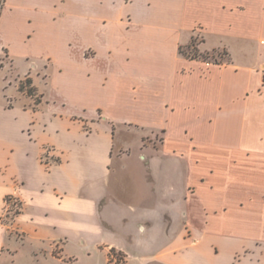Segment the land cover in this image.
I'll use <instances>...</instances> for the list:
<instances>
[{"label": "crops", "instance_id": "crops-1", "mask_svg": "<svg viewBox=\"0 0 264 264\" xmlns=\"http://www.w3.org/2000/svg\"><path fill=\"white\" fill-rule=\"evenodd\" d=\"M0 51V264H264V0H4Z\"/></svg>", "mask_w": 264, "mask_h": 264}, {"label": "rangeland", "instance_id": "rangeland-1", "mask_svg": "<svg viewBox=\"0 0 264 264\" xmlns=\"http://www.w3.org/2000/svg\"><path fill=\"white\" fill-rule=\"evenodd\" d=\"M4 0H0V8L3 4ZM197 42H199V37H196L195 39H193L192 43H190L189 45L185 46L183 49V51H185V53L187 54H191V55H195V54H200L198 52V50H196V44ZM211 56H215L218 60L220 58H224V52L223 51H217V52H213L210 54ZM7 60V57H6V53L4 51H0V100H5L6 96L5 94H11L13 93L14 91V96H11L9 99L10 100H13L14 98H21L22 94H27V95H30L32 100H30V102L32 104H37L38 101H40L41 97L39 95V91L38 90H35L33 91V94H29L28 93V88L31 87L29 84L28 86V79L31 78V77H25V68L27 66V64L25 63L24 60L22 59H19L18 60V63L13 66L12 68L11 67H8V68H3V66L5 65V62ZM2 69V70H1ZM27 70V69H26ZM11 76H14V77H11ZM12 78H16L15 79H12L11 80V83H13L14 85V89H13V86L12 87H9L8 89L4 90V87L8 84V81L9 79ZM32 79V78H31ZM38 82H40L41 84V81L39 80ZM25 86V88L22 86ZM34 87V86H33ZM24 90H22V89ZM28 100V101H29ZM9 103H13L12 101H9ZM149 135V134H148ZM135 136V135H133ZM132 136V137H133ZM151 136V135H150ZM155 137V138H154ZM160 138H161V134L157 133L156 135H153L149 138H146L148 141L147 142H151V141H155V145L156 146H159L160 145ZM135 145V143H134ZM141 178V177H140ZM177 182H176V186H177V190H178V194H180V191L182 190V178L181 177H178L177 178ZM127 181L130 185H133L134 184V181L131 179V176L127 178ZM139 183H141V179H139ZM134 186V185H133ZM132 186V187H133ZM133 189H131V191L129 192H126L125 195L127 197H133ZM12 202V201H11ZM181 210H182V206L178 207L177 208V212H178V223H177V227H179V224H180V214H181ZM115 257L118 259V261H120L123 257L120 255V253H114Z\"/></svg>", "mask_w": 264, "mask_h": 264}, {"label": "trees", "instance_id": "trees-1", "mask_svg": "<svg viewBox=\"0 0 264 264\" xmlns=\"http://www.w3.org/2000/svg\"><path fill=\"white\" fill-rule=\"evenodd\" d=\"M217 52V51H216ZM181 53H183L184 55H186V56H190V57H196V56H201V57H203V58H205V59H213V60H218L215 56H211L210 54L211 53H208V52H205V53H201V54H195V55H191V54H187V53H185V51H183V49H181ZM226 53V52H225ZM224 53V54H225ZM27 83H28V86H29V84H31L30 86L31 87H29L28 88V93L29 94H33V91H35L36 90V87L34 86V84H33V80L31 79V78H29L28 79V81H27ZM34 86V87H33ZM25 88V86L23 85L22 86V88ZM21 88V89H22ZM22 90H24V89H22ZM7 202H8V204H11V211L13 212V214H17V213H19L20 212V210H21V204H19V205H17V202H14L13 201V198L11 197V196H8L7 198ZM12 201V202H11ZM113 253H116V251L114 250V251H112Z\"/></svg>", "mask_w": 264, "mask_h": 264}, {"label": "built area", "instance_id": "built-area-1", "mask_svg": "<svg viewBox=\"0 0 264 264\" xmlns=\"http://www.w3.org/2000/svg\"><path fill=\"white\" fill-rule=\"evenodd\" d=\"M262 72H263V75H264V65L262 66Z\"/></svg>", "mask_w": 264, "mask_h": 264}]
</instances>
